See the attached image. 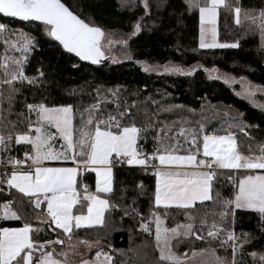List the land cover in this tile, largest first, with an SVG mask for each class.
<instances>
[{
    "label": "trees",
    "instance_id": "trees-1",
    "mask_svg": "<svg viewBox=\"0 0 264 264\" xmlns=\"http://www.w3.org/2000/svg\"><path fill=\"white\" fill-rule=\"evenodd\" d=\"M62 1L86 23L112 35L113 54H105L99 41L103 59L87 63L49 36L43 22L0 14V23L7 27L0 35V135L29 130L28 104L71 105L75 129L90 114L96 118L101 114L115 116L120 127L134 123L140 129L137 146L144 153L167 146L177 153H188L191 149L201 156L202 135L211 131L231 132L240 153L262 154L264 107L252 104L239 93L238 84L226 82L221 74L244 77L264 87V16H261L264 0H225L218 7L217 39L236 44L214 48L198 45L199 7H189V0ZM198 2L199 6H205V0ZM237 7L239 13L235 11ZM25 38L32 43L19 66L27 79L4 83L11 74L8 71L9 75H5L4 62H9L11 52L18 53L13 51L12 42L19 44ZM165 64L167 67H161ZM93 105L97 107L88 111ZM223 106L238 111L242 127L227 126L207 114V107ZM126 108L131 114L120 116ZM189 129L193 132H188ZM192 134L197 136L199 152L188 142ZM15 151L21 156L30 152L31 147L20 144ZM77 158L83 160L85 156ZM111 161L112 191L101 193L110 207L104 212L102 224L73 227L66 235L50 223L43 204L37 209L30 202L33 197L0 183V202L13 201L10 207L21 217L0 219V227L31 224L30 238L36 245L44 243L43 251L49 250L59 259L63 258L60 254L65 240L73 237L103 242L112 256V264H197L194 258L179 263L161 261L152 232L139 227L155 212L165 218L168 226L186 222L191 216L195 218L189 220L194 224L193 231L202 238L190 235L173 239L172 247L178 252L188 255L192 249L224 247L222 239L229 232L234 235L249 232L251 237L240 242L233 264H264V222L258 212L231 204L224 206V202L233 200L236 183L248 173L246 170L215 169L211 200L195 202L189 208L162 207L155 205L156 177L149 167L120 163L114 156ZM3 179L2 170L0 180ZM83 184L94 189V172L78 173L76 187ZM79 201L74 213L85 210L87 200ZM222 212L227 215L222 217ZM211 223L219 229L214 237L206 234ZM57 240L62 243H56ZM49 241L53 243H46ZM39 256L40 252H35L32 260Z\"/></svg>",
    "mask_w": 264,
    "mask_h": 264
},
{
    "label": "snow or ice",
    "instance_id": "snow-or-ice-1",
    "mask_svg": "<svg viewBox=\"0 0 264 264\" xmlns=\"http://www.w3.org/2000/svg\"><path fill=\"white\" fill-rule=\"evenodd\" d=\"M225 4V0H205V6H199L198 0H189V7H199L200 17L203 21L205 17L211 22L215 19L217 8ZM237 13L240 9H235ZM0 14L11 17H19L24 20L34 19L42 21L45 24V31L49 36L59 41L69 53H75L82 60H91L98 63L102 56L99 47V41L102 37V30L98 27L90 26L80 19L73 12L69 11L61 0H0ZM264 16V10L261 11ZM239 22V21H237ZM7 31L5 24L0 23V35ZM203 34V29H202ZM31 40L25 38L24 49L28 50ZM215 43H205L201 41V48L217 47ZM224 47V45H219ZM235 46V45H233ZM16 64L22 62L17 60ZM5 75H9L5 69ZM17 79H27L23 71L17 69L12 71L10 79L3 81L11 84ZM33 82L29 80V83ZM14 91V90H13ZM99 102H97L98 105ZM97 105H93L94 110ZM29 111L39 110L40 127L35 128L36 135L18 134L17 142L25 141L32 145V154L28 156L33 165H41L43 161L68 160L72 159L78 167H42L36 166L34 173L32 170L27 172L17 171L15 165L23 164L24 161H9L14 165L13 171L6 179L0 180L9 188L16 189L26 197H36L30 199L35 208L41 207L40 196L47 204L46 213L50 217V223L56 228L62 229L68 235L71 233L73 221L75 227L80 228L83 224L99 225L103 223V216L106 209L110 207L108 200L101 198L97 194H86L87 215H73V205L79 203L76 194L75 184L76 176L82 165L92 166L96 173V188L99 193H110L112 191V168L111 159L115 157H127L129 165H146L153 156H144L139 158L135 145L139 129L133 123L130 126L120 127L119 121L115 116L109 115L108 120L96 118L90 114L87 121H84L79 129L73 125V109L71 105L46 107L44 104L27 105ZM131 113L126 108L120 116ZM83 120V116H82ZM115 122V123H113ZM95 125L92 127V125ZM44 125L55 127L64 141L63 151H54L48 147L51 137L44 131ZM239 126V125H237ZM31 127V126H30ZM115 127L117 130L113 131ZM204 126L200 125V132L203 133ZM243 131V128H241ZM78 132V136L75 133ZM181 134L185 129L180 130ZM192 133L193 130L189 129ZM8 139H11L9 137ZM191 145L200 151V145L197 144V136L192 134ZM188 137H186V141ZM202 152L207 159H198L197 155L189 149L187 155H177L175 150L162 146L158 149L154 158L160 165H189L193 167L191 171H171L166 167L155 169L156 187L155 204L159 205H177L184 208L193 206L195 201L211 200L210 189L214 179L215 169H264V148L261 149L262 155L257 157L243 156L237 149L236 140L231 132L227 135L207 134L202 136ZM5 143V137L0 135V144ZM78 149V151H77ZM72 155L69 156L68 153ZM86 156V160H77V157ZM200 168L208 170H198ZM13 201H7L4 205V219L9 217L21 219V217L11 210L8 205ZM229 204L235 208L258 209L264 214V174L245 175L239 180L238 189L235 191L234 199L224 202V206ZM21 206H23L21 204ZM222 212L221 216H226ZM194 220V217H188ZM203 223V221H202ZM215 227V226H214ZM179 228H183V235H195L193 231L194 224L187 223L178 225L176 228H164L161 226L159 216L156 217V247L160 252L161 261H176L178 258L171 251V241L181 233ZM148 229L145 227V231ZM33 231L32 225L23 224L22 227L9 228L0 227V264H30L35 252H40V259L36 264H67V261H60L53 258V253L43 251L45 244L36 245L30 238V232ZM217 232L209 231L208 236L214 237ZM202 237L197 236V239ZM232 233L228 234V240H234ZM56 243H62L57 240ZM53 243L51 241L46 242ZM85 243H88L85 241ZM235 251V247L233 249ZM60 255H64L61 253ZM100 253H97L99 256ZM195 255V253H194ZM110 259V258H109ZM81 264H89L88 261H81ZM215 264H221L219 258H216Z\"/></svg>",
    "mask_w": 264,
    "mask_h": 264
},
{
    "label": "rangeland",
    "instance_id": "rangeland-1",
    "mask_svg": "<svg viewBox=\"0 0 264 264\" xmlns=\"http://www.w3.org/2000/svg\"><path fill=\"white\" fill-rule=\"evenodd\" d=\"M143 2H146V1L143 0ZM113 43H115V41H114L111 34L105 33L100 38V46L103 47V51L105 54H113V50L111 49V45H113ZM14 44L12 42L13 46H11V47H12L14 52L17 51L18 53L14 54L11 52V55L7 57V60H9V62L8 61L4 62V67H6L8 69L9 73H11L12 71H15L17 69H20V66L18 64H16L15 61L19 60V61L23 62V60L25 59V53L27 52V50L24 49V42H21L18 44V41H14ZM235 44H236L235 42L220 41V45H224V46L235 45ZM161 67H167V65L165 64ZM213 71H214V73H217L216 70H213ZM221 77L226 82H228L230 84H234V83L238 84L239 93L241 95H243L244 97H246L252 104L259 106V107H264V87L263 86L249 82L244 77H233L229 74H221ZM39 104H43V103H34L31 105L35 106V105H39ZM45 106L46 107H54V106H47V105H45ZM57 106H67V105H57ZM206 109H207V114H211L213 117L218 118L220 121L227 124V126L242 127V125H243V123L241 122V120L239 118L238 111L235 110L233 107H230V106H223V107H217V108L207 107ZM28 115H29V130H30V126L33 125L35 122L37 124H39L38 125L39 127L41 126V124L39 123V110L38 109L33 110L31 112L28 109ZM108 117L109 116H107L105 114H101L98 117V119L102 118L105 121H107ZM199 117H201V116H199ZM113 123H115V122H113ZM237 125H239V126H237ZM29 130L27 132H24V133H28ZM44 131L48 136L51 137V141L53 143H54V140L59 139L61 137L60 133L57 131V129L55 127H52L51 125H44ZM205 133L217 134V133H214L211 131H208ZM205 133L203 135H205ZM228 133L229 132L221 133V134H228ZM16 134H18V133H16ZM2 136L7 138L10 135L3 134ZM188 142L190 143L191 139H189ZM202 143H203V140H202ZM77 151H78V149H77ZM230 181L234 182V179H230ZM8 207H10V206H8ZM178 207H180V206H178ZM11 210L13 211L12 208H11ZM258 214H259L260 221L264 222V214H262L261 212H258ZM157 216H159L160 218H164L158 212H155L148 218L147 221L142 222L139 226L140 229H142L143 231H145V227H146L148 230L145 232H147V233L152 232V236H153L154 241H155V246H156L155 233H156V217ZM163 220H164V222H163L164 225L161 223V226L164 228L168 227L169 229L176 228L178 225H184L187 223H191L188 219V221H186V222H176L175 224L168 226L165 223V218ZM214 226H215L214 223H211L208 226L207 231H206L207 235H208L209 231L218 232V230H219L218 227H217V229H215ZM154 228H155V230H154ZM178 231L181 234L178 237H174L173 239L189 237V236L183 235V231H184L183 228H179ZM229 233H232V232H229ZM194 236L197 237V236H200V234H197L195 232ZM234 237H235V239L231 240V241L228 240V235H227L226 239H222L223 243L225 244L224 247H220V248L218 247L215 249H205V250L192 249L188 255H184V254L178 252L177 250H175L172 247V244H171V251L175 254V256L178 258V260L170 261V262L179 263V262H182L183 260H186L187 258H194L195 262L197 264H215L216 258L218 257L221 264H233L235 254L237 253V250L239 249L240 242L241 241H247L250 238V234L248 232H241L239 235H234ZM68 238H73V237H68ZM74 240H77V241H80L83 243V244H76V242H75L70 247V249H72V251L75 252V254H76L75 258L76 257L78 258L77 261H79V264H81V261H88L89 264H112V256L109 253L106 245L103 242H101V241H87V240H82V239H77V238H74ZM85 241H87L88 243H85ZM172 241H171V243H172ZM94 246H95V248H94ZM234 247H235V251L233 250ZM156 249H157L159 257H160L159 249L157 247H156ZM65 250H66V240H65V248L63 250V253H65ZM98 252L100 253L99 256H97ZM194 253H195V255H194Z\"/></svg>",
    "mask_w": 264,
    "mask_h": 264
},
{
    "label": "crops",
    "instance_id": "crops-1",
    "mask_svg": "<svg viewBox=\"0 0 264 264\" xmlns=\"http://www.w3.org/2000/svg\"><path fill=\"white\" fill-rule=\"evenodd\" d=\"M217 15H218V8H217L215 19L213 21L210 22L207 17H205V19L202 21L201 17H200V12H198V18H199V20H198V45L199 46L201 44L202 38H203V41L205 43H209V44L215 43L218 46L220 45V41L217 39ZM202 29H203V34H202ZM54 107H56V106H54ZM35 123L33 125H31L30 130H29L28 133H18V134H28L30 136H35L36 135L35 128L39 127L38 126L39 124H37V123L35 124ZM18 134L10 135L9 137H11V139H8L9 137H7V138H5V143L4 144H0V175H1V172L3 170L4 175H5V179H6V174H7V176H10L12 171H13V168H14V165L9 162L11 160L24 161L23 164L15 165V169L17 171L27 172L29 170H32L33 173H34V169H35L36 166H42V167H78L77 163H75L72 159L43 161L41 165H33L32 161L30 159H28V156H26V152H24L21 156H18L16 154L15 147L17 145H20V144H28V145H30L31 152H27L28 155H31L32 151H33L31 143L25 142V141L17 142L16 136ZM207 134H212V133H205V135H207ZM213 135L220 136V135H227V134H213ZM138 136H139V133H138ZM138 136H137V140H138ZM63 144H64V141L60 137L59 139L54 140V143L50 140L48 147L52 148L54 151H63L64 150L63 147H62ZM135 148H136L137 153L142 154V155H140L139 158H144V156H153L154 162L149 161L146 165H136V166L149 167L152 170L153 173L155 172V169L162 168V167H166V168H168L171 171H180V172L193 170V167L189 166V165H166V166L160 165L159 162L154 158V155L159 154L158 151L153 150L152 152L144 153V152L139 150V148L137 146V141H136ZM175 154H177V155H187L188 153H177V152H175ZM240 154L243 155V156H252V157H257V156L262 155V154H251V153H240ZM68 155L71 156L72 153L69 152ZM113 156L115 157V154H113ZM115 158L118 160V162L127 164V162H126L127 161V157H124L122 155L121 157H115ZM197 158L198 159H207V157L203 156V152H201V156H197ZM86 159H87V157L85 156V158L83 160H86ZM110 159H112V158H110ZM77 160H80V159L77 158ZM109 166L112 168V161H111V164ZM216 169H219V168H216ZM84 170L94 172L92 170V166L84 164V165H82V168H81V170L78 171V173H80V172H82ZM198 170L204 171V170H208V169L200 168ZM243 170H246L248 172L246 175L264 174V169H255V170L243 169ZM78 173H77V175H78ZM94 175H95V185H94V189L93 190L88 188L86 185L83 184L81 187H85V192L84 193H80L79 189L81 187L77 188L76 184H75L74 187L76 189V194H77V197H78L79 200L81 198L85 199V195L86 194H97V195H100L101 198L106 199L104 196H102L101 193L97 192V188H96V173L95 172H94ZM76 178H77V176H76ZM111 179H112V173H111ZM239 180L236 183V190L238 189V186H239L238 185L239 184ZM35 198L36 197H33V199H35ZM154 199H155V195H154ZM233 199H234V197H233ZM5 202H7V201L0 202V205H4ZM40 202H41V204L44 205V212L46 213L47 204L43 200V196H40ZM195 202H198V201H195ZM75 205H73V209H74ZM8 206H10V205H8ZM159 206L169 207V206H177V205H167V206L166 205H159ZM244 209H249V208H244ZM252 210L260 212L258 209H252ZM4 211H5V208L4 207H0V219H3V220L14 219V218H11V217H9L8 219H4L3 218V216H4L3 212ZM73 215H87V204H86L85 210L83 212L74 213V211H73ZM46 216H47V213H46ZM40 217H42V216H40ZM48 218L51 219L50 217H48ZM163 219L164 218H160L161 223L164 225V223H163L164 220ZM22 226L23 225L18 226V227H22ZM87 226H94V225L83 224L81 227H87ZM5 227H7V226H5ZM18 227H9V228H18ZM73 227H75V221H73L72 228ZM154 230H155V228H154ZM250 237H251V234H250ZM75 242H76V244H83L80 241L74 240V238H68L66 240V250H65V253L63 255V258L59 259V258H56L54 256H53V258L57 259V260H60V261H65L66 260L67 264H79V261H77L78 258L77 257L75 258V255H76L75 252L72 251V249H70V247ZM94 248H95V246H94ZM47 251L50 252L49 250H47ZM39 259H40V256H39V258L37 260H39ZM36 261L31 260L30 264H36Z\"/></svg>",
    "mask_w": 264,
    "mask_h": 264
},
{
    "label": "water",
    "instance_id": "water-1",
    "mask_svg": "<svg viewBox=\"0 0 264 264\" xmlns=\"http://www.w3.org/2000/svg\"><path fill=\"white\" fill-rule=\"evenodd\" d=\"M61 3H63L64 5H65V7H67L68 9H69V11H71V12H73L62 0H61ZM73 14H75V15H77L76 13H74L73 12ZM78 16V15H77ZM8 17H10V18H16V19H19V20H22V21H32V22H42V21H37V20H34V19H28V20H24V19H22V18H19V17H11V16H8ZM79 17V16H78ZM80 18V17H79ZM80 19H82V18H80ZM83 20V19H82ZM86 23V22H85ZM90 26H92V25H90ZM94 27H97V26H94ZM99 28V27H98ZM101 52H102V50H101ZM73 54H75V53H73ZM76 55V54H75ZM103 59V56H101L100 57V59H99V61H101ZM85 62H87V63H93L91 60H84Z\"/></svg>",
    "mask_w": 264,
    "mask_h": 264
},
{
    "label": "built area",
    "instance_id": "built-area-1",
    "mask_svg": "<svg viewBox=\"0 0 264 264\" xmlns=\"http://www.w3.org/2000/svg\"><path fill=\"white\" fill-rule=\"evenodd\" d=\"M79 191H80V193H84V192H85V187H81V188L79 189Z\"/></svg>",
    "mask_w": 264,
    "mask_h": 264
}]
</instances>
